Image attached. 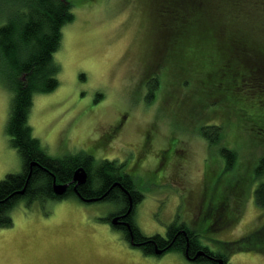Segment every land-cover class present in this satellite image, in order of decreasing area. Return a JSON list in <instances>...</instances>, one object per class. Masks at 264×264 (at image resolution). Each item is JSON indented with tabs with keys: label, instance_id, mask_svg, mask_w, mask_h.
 <instances>
[{
	"label": "rangeland",
	"instance_id": "obj_1",
	"mask_svg": "<svg viewBox=\"0 0 264 264\" xmlns=\"http://www.w3.org/2000/svg\"><path fill=\"white\" fill-rule=\"evenodd\" d=\"M69 1L75 20L54 55L60 85L34 97V137L56 158L124 164L143 194L135 220L145 235L165 236L178 221L229 264H264L255 202L264 102L238 62L264 63L262 11L242 0ZM227 59L239 76L223 70ZM10 73L0 60V182L24 170L7 133ZM217 124L222 141L211 146L200 130ZM223 147L237 153L230 170ZM112 210L74 197L21 201L13 226L0 228V264H204L175 252L145 256L101 220Z\"/></svg>",
	"mask_w": 264,
	"mask_h": 264
},
{
	"label": "trees",
	"instance_id": "obj_2",
	"mask_svg": "<svg viewBox=\"0 0 264 264\" xmlns=\"http://www.w3.org/2000/svg\"><path fill=\"white\" fill-rule=\"evenodd\" d=\"M242 1L254 5L264 15V0ZM73 8L69 0H0V60L10 69L9 89L13 93L7 133L11 145L21 155L24 167L22 173L8 174L0 182V228L13 226L11 212L21 201L31 204L48 200L60 201L67 199L64 198L66 196H75V185H71L64 196L56 195L54 181L56 179L57 184H68L73 180L76 170L83 167L88 173V180L86 184L78 186L81 192L79 196L85 202L99 200L112 205L113 210L109 214H123L122 211H126L125 226L134 231L144 255L157 257L155 246L163 248L168 242L159 234L145 235L133 219L135 203L142 202L143 194L134 177L125 172L124 164L110 160L97 163L92 155L86 153L56 158L49 155L41 141L33 135L29 118L34 97L53 92L60 85V67L55 62L54 55L61 47L64 27L75 20ZM238 62L244 84L248 85L250 82L253 90H259V86L257 97L260 102H264V63H257L255 67L249 57ZM215 63L217 66L218 63ZM237 66L235 61L228 60L223 70L229 68L228 74L234 71L239 76ZM154 82L156 84H150L149 101L155 97L157 82ZM222 130L218 124L203 126L200 135L212 146L222 141ZM260 130L264 132V129ZM221 153L226 161V169H232L236 165L237 153L227 147H223ZM255 174L259 180L255 202L264 209V156L260 158ZM131 197L135 202L130 206ZM101 220L108 223V218ZM113 227L117 229V226ZM167 232V237L170 238L178 235L172 247L174 251L184 252L187 238L191 255L201 248L206 251L205 258L200 256L195 263L216 264V256L202 244L200 235L194 228L176 221L168 227ZM223 257L224 264H229V258L225 255Z\"/></svg>",
	"mask_w": 264,
	"mask_h": 264
},
{
	"label": "flooded vegetation",
	"instance_id": "obj_3",
	"mask_svg": "<svg viewBox=\"0 0 264 264\" xmlns=\"http://www.w3.org/2000/svg\"><path fill=\"white\" fill-rule=\"evenodd\" d=\"M121 186V185H120ZM73 192L75 193V196H71V197H74V198H77V199H79L80 201L82 200V202H85V199H82L80 196H81V192H79V188L77 189V191L76 190H74L73 189ZM72 193V192H71ZM74 193H72V194H74ZM80 195V196H79ZM71 197H69V198H71ZM64 198H67L68 199V196H66V197H64ZM129 198H130V196H129ZM62 200H65V199H62ZM61 201V200H60ZM135 202V200L133 199V197H131V200H130V206H131V204L133 205V203ZM85 203H89V202H85ZM96 203H102V201H99V200H97L96 201ZM139 204L140 203H135V207H134V211H133V219H135V215H136V211H137V208H138V206H139ZM123 212V214L121 213V214H119L118 212V214L115 212H113V213H110V214H108L105 218H108V223L107 224H109V226L110 227H112L113 229H114V227L112 226V221H113V219L115 218V217H122V216H124L125 215V212H124V210L122 211ZM220 213H221V215H219V221H218V223H222V220L225 218V215H224V213H222L221 211H220ZM224 216V217H223ZM126 219L125 218H122V219H120V225H118L117 226V229H114V230H116V231H118V232H120L121 234H122V236L124 237V239H125V241L127 242V244L130 246V247H132V248H137V249H139V250H141V248L139 247V243H137V241H136V237H135V234H134V231L130 228V227H126L125 226V223H126ZM167 234H168V232L166 233V235L165 236H163L164 238H165V240L168 242V245L167 246H165V247H163V248H161V247H158V246H155V249H154V251H155V254H156V256H157V258H162L163 256H165L166 254H168V253H173V252H175V253H178V252H176V251H174L173 250V245H174V243H175V241L177 240V238H178V235H176L174 238H170V237H167ZM184 235H185V237H187V235L185 234V233H183ZM180 235V234H179ZM186 249H185V251L184 252H181L180 254H182L183 256H185V258L188 260V261H190V262H195V261H191V260H189L188 259V257H187V251H188V254H189V256L191 257V258H193V257H195V256H197L200 252H202V251H204V252H206L203 248H201V249H198V250H196L195 252H194V255L192 254H190L189 252H190V244H189V241H188V239L186 238ZM157 247V248H156ZM157 250H164V252L162 253V254H157L156 253V251ZM142 251V250H141ZM212 252V251H211ZM142 253H143V251H142ZM144 254V253H143ZM213 254L216 256V258H214L215 259V261H216V264H219V260H223L224 262H225V259H224V257H223V255L222 254H217V253H215V252H213ZM200 257V256H199ZM200 258H205V255L204 256H201Z\"/></svg>",
	"mask_w": 264,
	"mask_h": 264
},
{
	"label": "water",
	"instance_id": "obj_4",
	"mask_svg": "<svg viewBox=\"0 0 264 264\" xmlns=\"http://www.w3.org/2000/svg\"><path fill=\"white\" fill-rule=\"evenodd\" d=\"M87 180H88V173L86 172V170L83 167H81V168L76 170L74 177H73V180L68 184H57L56 179H55V181H54V192L58 196H64L67 193V191L71 185H75V190H77L78 186H82V185L86 184ZM21 193H24V192H21ZM95 201H97V200H88V202H95ZM125 217H126V215L122 216V217H115L112 221V225L113 226L120 225V223H119L120 219L125 218ZM163 252H164V250H157L156 251L157 254H162ZM204 255H205V252L202 251L197 256L191 258L187 252V257L191 261H195L198 259L199 256H204ZM219 264H224V261L219 260Z\"/></svg>",
	"mask_w": 264,
	"mask_h": 264
}]
</instances>
